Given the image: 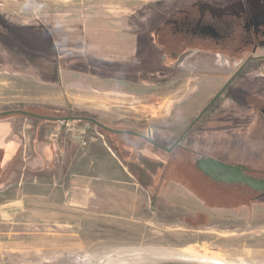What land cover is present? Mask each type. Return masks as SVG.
Segmentation results:
<instances>
[{
  "label": "rangeland",
  "instance_id": "1",
  "mask_svg": "<svg viewBox=\"0 0 264 264\" xmlns=\"http://www.w3.org/2000/svg\"><path fill=\"white\" fill-rule=\"evenodd\" d=\"M188 1L0 0V114L19 105L63 109L74 117L91 114L115 130L149 132L155 142L171 148L247 53H230L215 44L213 48L197 47V63L187 65L188 73L182 67L181 75L165 79L174 78L165 90L159 86L143 96L111 87L101 90L99 85L82 80L81 61L71 58H81L79 46L92 45L103 30L124 27L135 34L142 19L153 11L172 10ZM55 36L69 46L60 49ZM34 37L40 41L30 39ZM19 38L27 42L19 45ZM32 45L42 57L18 48ZM233 57L242 60H230ZM204 62L207 68L209 63L217 68V62L224 68L220 73L209 68L208 72H196L193 66L205 68ZM253 72L263 77L264 61L246 74ZM241 79L231 88L241 89ZM238 91L225 93L180 145L232 166L264 172V118L249 108L252 98ZM25 119L38 123L17 115L0 118V124L10 120L24 124ZM74 122V128L86 132L84 148L105 142L127 169L116 183L124 198L110 201L108 194L98 196L91 191L89 180L84 191L68 189L62 199L69 204L67 208L50 209L45 202H29L19 187H8L0 192V264H155L173 260L264 264V200L244 206L222 199L207 203L201 195L205 187L211 191L213 185L192 178L198 176L192 170L196 162L192 156L181 155L182 150L169 154L130 135H106L88 121ZM50 124L67 129L59 121ZM98 134L104 138L93 141ZM140 156L164 161L167 167L164 174L158 170L149 186L139 182L141 172L132 167L141 165ZM183 164L188 165V171H181ZM12 172V178L19 175L16 166ZM228 192L221 198L228 197Z\"/></svg>",
  "mask_w": 264,
  "mask_h": 264
},
{
  "label": "crops",
  "instance_id": "2",
  "mask_svg": "<svg viewBox=\"0 0 264 264\" xmlns=\"http://www.w3.org/2000/svg\"><path fill=\"white\" fill-rule=\"evenodd\" d=\"M202 1L223 5L228 0H190L172 10L157 9L142 19L143 25L135 34L132 29L124 27L101 31L99 36H95L93 46L91 42L79 46L78 49H83L80 50L83 51V59L78 58L80 55L71 58L81 61L84 68L82 80L99 85L101 90L111 87L114 91L139 96L149 95L150 90L155 91L159 86L165 90L174 78L165 79L173 74L181 75L182 67L188 73L187 65L197 63L195 49L207 44L190 43L178 60L169 63L155 41L147 35L151 38L172 16ZM30 39L40 41L36 37ZM55 40L61 42L60 49L69 46L61 38L55 36ZM22 41L27 42L25 39ZM204 65L205 68L193 67L202 73L208 72V68L220 73L224 68L218 65L215 68L210 66L211 63L207 68L205 62ZM25 120L24 124H14L13 120L0 124V192L17 186L26 193L29 202H45V207L50 209L67 208L69 204L62 199L68 194V189L84 191L89 180L93 185L91 191L98 196L108 194L110 201H117L122 196L119 195L122 189L116 183L127 169L105 142L80 147V142L56 124H33ZM14 166L19 175L12 178L14 172L10 173V170Z\"/></svg>",
  "mask_w": 264,
  "mask_h": 264
},
{
  "label": "flooded vegetation",
  "instance_id": "3",
  "mask_svg": "<svg viewBox=\"0 0 264 264\" xmlns=\"http://www.w3.org/2000/svg\"><path fill=\"white\" fill-rule=\"evenodd\" d=\"M234 1H236V3ZM259 2L260 0H228L227 3L221 5L217 2L208 1V12L204 13L199 18H194L191 17L189 13L181 12L180 16L173 20V25L167 28L165 27V23L169 20L168 19L157 32L152 34L151 38L150 36L148 37L146 33L147 38L155 41V44L162 51V55L164 54L167 61L170 55L175 58L174 61L178 60L184 49L187 48L190 43L195 42L207 44L208 47L212 48L215 44L223 47L225 51L230 53H247V57L243 58L239 68L221 88V90L214 96V98L211 99L208 104V106H210L207 111H209L216 104V102L224 96L225 93L239 90L238 92H242L245 96L252 98L248 100L249 108L259 111L262 118H264V76L260 77L259 75L254 74L255 71L253 73L246 74L251 69L258 68V65L264 61V54L259 53L261 50L264 51V0L261 1L262 4L260 8H258ZM254 5L257 6L255 12L252 11V7ZM11 36L16 37L14 34H11ZM170 36H173L172 46H170ZM171 47L173 49L172 51ZM233 49L234 51H231ZM257 53L259 54L256 55ZM236 58L242 60V58L238 57L230 58V60L234 61ZM217 65L221 66L218 62ZM239 77L242 78L241 89L231 88L233 83ZM246 80L249 82L246 83ZM252 82L257 85L252 84ZM201 118L195 122L193 126H195ZM193 126H190L191 128L189 127L171 148L162 147L160 143L155 142L153 139V143L145 141L151 146L162 149L169 154L180 151L183 148L185 151H182L186 152L188 155H185L184 152H182L183 154L181 155L192 156L197 162L205 156L200 152L192 151L180 145L184 137L190 133ZM148 134L149 132L147 135H144L149 136ZM161 162L164 163V161ZM196 162L194 164L195 167ZM253 172L256 173V171L248 169L247 174L252 176ZM208 179L211 180L210 178ZM211 181L218 185L223 184L217 183L213 180Z\"/></svg>",
  "mask_w": 264,
  "mask_h": 264
},
{
  "label": "trees",
  "instance_id": "4",
  "mask_svg": "<svg viewBox=\"0 0 264 264\" xmlns=\"http://www.w3.org/2000/svg\"><path fill=\"white\" fill-rule=\"evenodd\" d=\"M183 12L189 13V15L191 17L199 18L201 15H203L206 12H208V2L202 1L200 3H197V4L193 5V6H190V7L186 8L185 10L182 11V13ZM180 13L177 14L176 16H172L165 23V27L167 28V27L173 25L174 24L173 20L177 19L180 16ZM205 16H208V15H205ZM17 41L19 42L18 43L19 45H20V41H21L22 44L25 43V42L23 43L22 39H20V38ZM172 45H173V36H170V46H172ZM18 48L22 49V51H24V53H27L29 55H32L34 53V54H37L36 56L42 57V56H40L41 52L37 48H34L33 45L29 46V47H26V46L20 47L19 46ZM172 50L173 49L171 47V51ZM174 60H175V58L171 57V55H170V57L168 58V62L169 63H173ZM10 111H24V112L28 113L29 116H25V115H22V114H12V115H5V116H2L0 118L2 119L4 117L21 115L22 117H26L28 119H31V120L35 121V123L38 122L37 124H42V123L50 124V123L57 122L58 119H60V118L74 117V116H72L70 114V112L65 111L63 109H50V108L48 109V107H42V106L19 105V106H16L14 109L10 110ZM75 115H79V114H75ZM37 116L49 117V118H53V119H46V118L42 119V118H38ZM82 117L92 118L94 120L99 121L97 119L96 115L85 114ZM75 122L76 123H81V122H85V121L81 120V121H75ZM89 123L92 124L93 127H96L102 133H104L106 135H111V134L116 135L115 133L103 130L102 128L98 127L97 125L93 124L92 122H89ZM100 123H102V122H100ZM102 124L107 126L104 123H102ZM117 135H119V134H117ZM120 136H123V135H120ZM133 137L137 138L138 140L142 139V138L135 137V136H133ZM182 150L185 151V149H183V148H182ZM184 153H185V155H188V154H186V152H184ZM140 162H141V165L132 164V167H133V169L139 170L141 172V174L139 176V182L143 186L151 185L153 183V177L155 175H157L159 171H161L162 174H164L167 171V169H166L167 167L165 166V163H163V162H156V161H153L150 158L145 157V156H140ZM188 170H189L188 169V165L187 164H183L182 167H181V171H188ZM192 170L197 172V174H198V176H192V178L200 179V180L206 181L209 184L213 185V188H212L211 191H209V190L207 191L208 187L207 188L205 187L204 190L206 189V191L203 190L204 195H201L202 197H204V199L206 200L207 203L219 202L222 199V200H228L229 201V202L227 201L226 203H231V204L232 203H235V204L237 203V204H240V205L244 206V205L249 204L251 202L255 203V202H259V201H263L264 200V194L257 193L255 191H253L252 189L246 187L245 185H231V186H227L225 184L218 185V184H215L214 182H212L211 180H209L206 176H204L195 167V165L192 166ZM181 174H183V173H181ZM256 174H261L262 176L254 175V177H256V178L258 177L260 179L264 178V172H256ZM226 191H229L228 192V194H229L228 197H224L222 195V197H224V198H221V194H224V192H226ZM233 199H237V200H233Z\"/></svg>",
  "mask_w": 264,
  "mask_h": 264
},
{
  "label": "water",
  "instance_id": "5",
  "mask_svg": "<svg viewBox=\"0 0 264 264\" xmlns=\"http://www.w3.org/2000/svg\"><path fill=\"white\" fill-rule=\"evenodd\" d=\"M210 106V105H209ZM209 106H207L203 112L196 118L194 123L191 125V127L197 122L201 116L208 110ZM12 114H22L25 116H29L28 113L24 111H7L0 114V117L5 115H12ZM38 118L42 119H53L49 117H43V116H37ZM88 121L92 122L93 124L97 125L98 127L102 128L103 130H106L108 132H112L119 135H131L135 137L142 138L146 141H149L153 143L151 133H149V136H145L143 134H140L135 131L130 130H115L108 126L103 125L97 120H94L92 118L87 117H68V118H60L58 119L59 122H73V121ZM190 127V128H191ZM197 169L203 173L206 177L210 178L211 180L217 182V183H223L226 185H245L246 187L252 189L253 191L257 193L264 194V179L256 178L253 176H250L247 174L248 168L242 167V166H232L227 163H224L220 160L203 157L200 160L196 162Z\"/></svg>",
  "mask_w": 264,
  "mask_h": 264
},
{
  "label": "built area",
  "instance_id": "6",
  "mask_svg": "<svg viewBox=\"0 0 264 264\" xmlns=\"http://www.w3.org/2000/svg\"><path fill=\"white\" fill-rule=\"evenodd\" d=\"M61 124H63L67 129L68 132H71L76 140L80 142V145L82 147L86 146L88 143V140H86V132L82 129H76L74 128V124L72 125L71 122H64L62 121ZM97 138H104L103 135L98 134V137H94L92 140H96Z\"/></svg>",
  "mask_w": 264,
  "mask_h": 264
},
{
  "label": "bare ground",
  "instance_id": "7",
  "mask_svg": "<svg viewBox=\"0 0 264 264\" xmlns=\"http://www.w3.org/2000/svg\"><path fill=\"white\" fill-rule=\"evenodd\" d=\"M154 262H150V264H152ZM155 264H195V263H192V262H186V261H158V262H155Z\"/></svg>",
  "mask_w": 264,
  "mask_h": 264
}]
</instances>
